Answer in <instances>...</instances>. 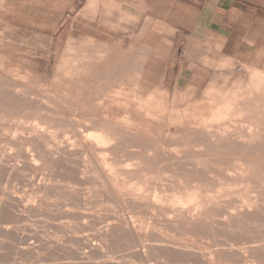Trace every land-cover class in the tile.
<instances>
[{
	"label": "rangeland",
	"instance_id": "374dc122",
	"mask_svg": "<svg viewBox=\"0 0 264 264\" xmlns=\"http://www.w3.org/2000/svg\"><path fill=\"white\" fill-rule=\"evenodd\" d=\"M23 1L0 0V84L3 83L0 85V92L2 93H0V130L3 128L0 131V206L2 207L0 208V214L2 213L0 215V223L2 224H0V248L3 247L0 250V264H259V262L264 264L262 263L264 259H254L255 254L264 251L261 249L262 238H264V219L262 217L245 224L231 238L251 245V248L242 249L238 253L225 249L221 244L215 247L211 238L207 241L208 237H197L187 227H180L182 231L174 226L167 228L166 226L169 223L166 221V216L168 215L153 210V207L149 204L153 198L152 196L158 193V190L163 189L164 186L165 190L176 188L183 191L184 188L189 190L199 185L203 194L206 193L207 196L211 195L213 198L220 195L217 193L220 186L225 187L227 191L220 195L219 200L216 198L218 202L222 199L223 203L222 201L219 203V207L222 208H227V205L232 204L234 200L239 199L241 196L245 197L247 194L248 196L256 195L264 198L263 176L255 173L252 179L253 182H242L238 180L239 178H235L236 180L232 182L228 177L230 174L234 175L232 169L236 163H239L241 154L239 146L243 139H255L256 142L252 145L259 149L257 153H260L259 155L263 156L264 160V57L260 59L253 58L248 63L234 64L225 59L220 61L210 55L208 57L195 55L199 62L196 64L189 63L186 62L185 56L179 57L176 54L181 48V42L176 41V46L172 49V55L167 56V48L157 51V49H150L145 46H136L134 45L135 41L121 40L118 32L99 30L90 33L85 30V34L78 33L71 26L70 17H65L58 24L47 25L42 22L45 18L35 14V10L32 12L29 8L24 7ZM63 20L66 22H63ZM87 32L89 36H87ZM131 41L132 43L129 45ZM156 52H159V54L156 55ZM87 56L90 58H85ZM79 60L80 62H78ZM68 74H70V80ZM257 83L260 84L257 85ZM129 90H132V92L130 91L131 95L128 93ZM116 91L118 92L115 94ZM111 93L116 96L111 95ZM1 97H3L2 100ZM133 98H135V101ZM28 99L30 100L28 101ZM224 99L226 100L222 102ZM85 100L86 103L83 102ZM121 100L126 103L123 104ZM6 101H9V103ZM141 101L146 105H142ZM216 102H220V105ZM107 103H110V105ZM27 104L32 105L31 108ZM25 105L28 106L27 109H25ZM139 106L142 108L140 109ZM153 106H156V109ZM211 106L212 110L210 109ZM20 107L21 109H19ZM24 110L27 111L24 112ZM234 110L235 113H233ZM128 111L129 113H127ZM34 112L36 113L34 114ZM118 112H121V114ZM236 113L240 114L236 116ZM231 115L232 118H230ZM121 117H123V120ZM64 119L66 122L63 121ZM21 121H24V123ZM248 123L250 126L247 127ZM131 124L132 126H130ZM220 124L224 126V129H221ZM91 126H95L98 131ZM42 127L44 129H41ZM90 128L92 129L89 130ZM100 128L102 130H99ZM220 129L223 131H220ZM173 131L174 133H172ZM223 132L224 136L222 135ZM249 132L255 135L249 134ZM96 133L101 137L106 134L109 141L106 140L104 143L100 139L97 140L98 135ZM215 134L232 140L229 143H220L221 147H218V145L215 147L216 145L211 141L214 139ZM187 138L189 142H187ZM12 140L16 141L9 142ZM48 142H51V145H47ZM101 142L107 144L103 145ZM25 144L26 146H23ZM170 145L177 148L172 149V147H169ZM105 148L107 151L103 150ZM94 149H98L99 152L94 151ZM29 153L31 157H29ZM98 153L100 154L98 155ZM39 155L41 158H39ZM34 156L37 160L34 159ZM252 159L255 160L256 158L253 157ZM107 161L115 168L112 174L107 171L109 169ZM100 162H103V164ZM68 176H71V179ZM42 178L45 179L44 182ZM122 178L124 179L122 180ZM132 180L134 182L136 180L135 183H138L139 189H137L138 185L135 186ZM65 181H68L70 185ZM123 181L124 185L127 183L126 188ZM127 181L133 184H129L130 182ZM73 182L75 183L73 184ZM75 184L78 185L74 186ZM235 184L240 185L236 186ZM9 185L12 186L11 189ZM70 186L75 188H72L69 193ZM217 186L219 189H217ZM248 186L253 190H249ZM77 187L79 188L77 189ZM20 188L22 189L20 190ZM42 188H45L44 191H46L43 195H41ZM108 188L109 190H107ZM74 190H77L78 194ZM214 190L216 191L214 192ZM62 191H66V194ZM89 191L91 198L89 195L86 197ZM238 191L242 192L238 194ZM2 192L11 194V197L9 195L8 197L6 193L3 195ZM72 192L77 194L74 195L76 202L84 201V195V199L86 198L87 201L82 202L83 204L80 202V207L77 208L78 205L75 206L76 202L72 199L73 195H70V198L74 204L70 202L69 194H73ZM82 192L84 194L81 196ZM168 192H165V194H168ZM16 193H20L21 195H18L22 199L16 198ZM45 193L49 194L48 197ZM54 194H56L55 197H52L51 195ZM60 194L63 198L67 195L68 198H64V200L66 198L67 200L63 202V198L58 199L59 197L56 196ZM78 195L81 196L82 200L75 198L79 197ZM39 196L43 197L40 198ZM144 196L146 200H140ZM38 197L41 201L37 203L35 200H39ZM42 198H45L44 201ZM49 198L56 199L55 201L59 205H57V202L49 200ZM7 199L11 201L9 202ZM68 199L70 200L68 201ZM48 201L49 203L52 202V205ZM112 201L113 203H111ZM140 201L144 205H141ZM60 202H62L61 204L64 203V206ZM90 202H93V205ZM39 203H44V205L40 204V206ZM109 203L112 205L110 204V206ZM86 204L91 206L88 207ZM134 204L140 210L136 206L134 207ZM54 205L60 207L59 210L58 208L55 210ZM23 206H28L30 209L25 211ZM53 206L54 210L52 209ZM86 207L88 208L84 212L88 215L83 212V208ZM99 207L101 210L98 209ZM68 208L70 209L68 210ZM135 208L141 214L140 217H138L140 214L135 213ZM133 211L135 213L133 216L137 215L135 218L131 215ZM152 214L156 216L150 217ZM113 218L114 221L116 219V222L112 220ZM131 218L133 219L131 220ZM1 219L4 220V223ZM134 222H136L135 225ZM140 222H143V225ZM158 225L160 228H158ZM55 226L59 227L56 228ZM165 228L167 229L165 230ZM171 232H174L173 236H171ZM102 233L104 234L102 235ZM186 233L191 235L187 236ZM238 234H240V237ZM75 236L77 238L74 239ZM11 238L14 241L16 240L13 246L10 243L12 242ZM77 242L79 243L77 244ZM23 243L27 248L24 251L19 249ZM108 248L109 250H107ZM209 254L211 258H209ZM57 255L60 256H58L60 259L56 257Z\"/></svg>",
	"mask_w": 264,
	"mask_h": 264
},
{
	"label": "crops",
	"instance_id": "0c3cea01",
	"mask_svg": "<svg viewBox=\"0 0 264 264\" xmlns=\"http://www.w3.org/2000/svg\"><path fill=\"white\" fill-rule=\"evenodd\" d=\"M23 4L45 18L42 22L47 25L70 17L78 33L118 32L121 40L135 41L136 46L167 48V56L176 41L181 42L176 54L189 63L199 62L195 55L234 64L264 57V0H24Z\"/></svg>",
	"mask_w": 264,
	"mask_h": 264
},
{
	"label": "bare ground",
	"instance_id": "6f19581e",
	"mask_svg": "<svg viewBox=\"0 0 264 264\" xmlns=\"http://www.w3.org/2000/svg\"><path fill=\"white\" fill-rule=\"evenodd\" d=\"M68 43H69V40H68ZM70 45V44H69ZM86 56V55H85ZM85 58H88V56L87 57H85ZM90 58V57H89ZM88 58V59H89ZM102 58V57H101ZM104 60H105V58H104ZM78 62H80V60L78 61ZM82 62V61H81ZM105 63V62H104ZM77 64V63H76ZM83 64V63H82ZM74 65H75V63H74ZM80 65H81V63H80ZM73 67V66H72ZM71 67V68H72ZM82 67V66H81ZM80 67V68H81ZM77 68V67H76ZM85 68V67H84ZM70 69V68H69ZM67 70H68V67H67ZM76 70V69H75ZM83 70V69H82ZM84 70H86V69H84ZM88 70V69H87ZM125 70V69H124ZM8 71V70H7ZM66 71V70H65ZM78 71V70H77ZM101 71H103V69H101ZM82 72V71H81ZM80 72V73H81ZM88 72V71H87ZM257 72V71H256ZM260 73V72H259ZM71 74V73H70ZM70 74H68V76L70 75ZM74 74V73H73ZM76 74H78L77 72H76ZM85 74V73H84ZM13 75V74H12ZM17 76H19V75H17ZM22 76V75H21ZM67 76V75H66ZM67 76V77H68ZM73 76V75H72ZM71 76V77H72ZM77 76H79V75H77ZM102 76V75H101ZM4 77V76H3ZM24 77V76H23ZM26 77V76H25ZM73 77H76V76H73ZM81 77V76H80ZM88 77V76H87ZM114 77V76H113ZM69 78V80L71 79L70 78V76L68 77ZM1 79V78H0ZM9 80V79H8ZM88 80V79H87ZM12 81V80H11ZM83 81V80H82ZM249 81V80H248ZM257 81H258V79H257ZM80 82V81H79ZM260 82V81H259ZM83 83H84V81H83ZM261 83V82H260ZM259 83V84H260ZM1 84H3L2 82H1ZM0 84V85H1ZM6 84V83H5ZM14 84V83H13ZM258 83H257V85H259ZM11 85V84H10ZM78 85V84H77ZM84 85V84H83ZM122 85V84H121ZM17 86V85H16ZM21 86V85H20ZM82 86V85H81ZM85 86H87V85H85ZM1 87V86H0ZM24 87V86H23ZM237 88V87H236ZM3 89V88H2ZM30 89V88H29ZM5 90V89H4ZM24 90V89H23ZM32 90V89H31ZM34 91V90H33ZM105 91V90H104ZM114 91V90H113ZM119 91V90H118ZM118 91H116V92H114L115 94L118 92ZM132 92V90H129V94L131 95V92ZM212 91V90H211ZM110 92V91H109ZM122 92V91H121ZM232 92V91H231ZM235 92H237V91H235ZM234 92V93H235ZM250 92V91H249ZM1 93V92H0ZM35 93H37V92H35ZM124 93V92H123ZM2 94V93H1ZM5 94V93H4ZM33 94V93H32ZM120 94H122V93H120ZM219 94V93H218ZM38 95V94H37ZM111 95H113L112 93H111ZM111 95H110V97H111ZM127 95V94H126ZM139 94L137 93V96H138ZM2 96V95H1ZM113 96H116V95H113ZM117 96H119L118 94H117ZM136 95H135V98L137 97ZM125 97V96H124ZM220 97V96H219ZM5 98V97H4ZM10 98V97H9ZM12 98V97H11ZM35 98V97H34ZM65 98H66V96H65ZM68 98V97H67ZM113 98V97H112ZM130 98H132V97H130ZM129 98V99H130ZM135 98H133V100L135 99ZM3 99V97H1V100ZM71 99V98H70ZM74 99V98H73ZM72 99V100H73ZM110 99V98H109ZM118 99V98H117ZM127 100H128V98H126ZM137 99V98H136ZM220 99H221V97H220ZM14 100V99H13ZM16 100V99H15ZM30 99H28V101H29ZM43 100V99H42ZM112 100V99H111ZM146 100V99H145ZM165 100V99H164ZM226 99H224V100H222V102L223 101H225ZM238 100V99H237ZM40 101V100H39ZM44 101V100H43ZM107 101H108V99H107ZM116 101V100H115ZM115 101H113V102H115ZM120 101V100H119ZM123 100H121V102H122ZM135 101V100H134ZM138 101H139V99H138ZM143 101V100H142ZM141 101V102H142ZM2 102V101H1ZM7 103H9V101H6ZM17 102V101H16ZM24 102V101H23ZM22 102V103H23ZM37 102V101H36ZM83 102H85L86 103V100L85 101H83ZM117 102V101H116ZM137 102V101H136ZM140 102V103H141ZM146 102V101H145ZM28 103V102H27ZM71 103V102H70ZM73 103V102H72ZM123 103V102H122ZM121 103V104H122ZM124 103H126L125 101H124ZM123 103V104H124ZM128 103H129V101H128ZM127 103V104H128ZM133 103V102H132ZM139 103V102H138ZM138 103H137V105H138ZM147 103V102H146ZM216 103H219V105H220V102H216ZM216 103H215V105H216ZM262 103V102H261ZM260 103V104H261ZM4 104V103H3ZM38 104H41V103H38ZM107 104H109L110 105V103H107ZM120 104V105H121ZM127 104H125V105H127ZM131 104V103H130ZM225 104V103H224ZM229 104V103H228ZM10 106H11V104H9ZM17 105V104H16ZM15 105V106H16ZM28 105V104H27ZM46 105V104H45ZM119 105V104H118ZM136 105V106H137ZM140 105V104H139ZM142 105H146L145 103L143 104V102H142ZM157 105V104H156ZM211 105V104H210ZM215 105H212V106H215ZM226 105V104H225ZM28 106H30V108H31V106L32 105H28ZM28 106H24L25 107V109H27L26 107H28ZM71 106V105H70ZM106 107H110V106H107V105H105ZM111 106L113 107V105L111 104ZM122 106V105H121ZM131 106V105H130ZM149 106H150V104H149ZM148 106V108H150ZM212 106L210 107V109L212 110ZM236 106H237V104H236ZM239 106V105H238ZM260 106V105H259ZM22 107V106H21ZM21 107L19 108V109H21ZM42 108H43V106H41ZM115 107H116V105L114 106V109H115ZM124 107V106H123ZM134 107H135V104H134ZM154 107V106H153ZM153 107H152V109H153ZM164 107V106H163ZM218 107V106H217ZM264 107V106H263ZM34 108V107H33ZM38 108V107H37ZM36 108V109H37ZM98 108H100V107H98ZM105 108V107H104ZM111 108V107H110ZM109 108V109H110ZM132 108V107H131ZM136 108V107H135ZM139 108L141 109L142 107H140L139 106ZM40 109V108H39ZM107 109V108H106ZM154 109H156V106L154 107ZM159 109V108H158ZM157 109V110H158ZM29 110V109H28ZM46 110V109H45ZM95 110H97V109H95ZM116 110H118V109H116ZM120 110V109H119ZM123 110H125V108H123ZM127 110H129V109H127ZM126 110V111H127ZM132 110H133V108H132ZM135 110V109H134ZM211 110H209V111H211ZM25 111H27V110H24V112ZM115 111V110H114ZM131 111V110H130ZM29 112V111H28ZM40 112V111H39ZM63 112V111H62ZM108 112V111H107ZM113 112V111H112ZM117 112V111H116ZM213 112V111H212ZM237 112V111H236ZM239 112V111H238ZM23 113V112H22ZM36 112H34V114H35ZM41 113V112H40ZM88 113V112H87ZM106 113V112H105ZM118 113H120L121 114V112H118ZM126 113V112H125ZM127 113H129V111L127 112ZM126 113V114H127ZM133 113V112H132ZM136 113V112H135ZM141 113V112H140ZM139 113V114H140ZM233 113H235V110H234V112ZM240 113H242V112H240ZM240 113H238V114H240ZM24 114V113H23ZM29 114V113H28ZM32 114V113H31ZM108 114V113H107ZM125 114V115H126ZM238 114L236 113V116H238ZM249 114V113H248ZM27 115V114H26ZM30 115V114H29ZM37 115H39V114H37ZM65 115V114H64ZM113 115V114H112ZM123 115V114H122ZM124 115V116H125ZM5 116V115H4ZM19 116H22V115H19ZM24 116H25V114H24ZM41 116V115H40ZM66 116V115H65ZM73 116V115H72ZM104 116H105V114H104ZM121 116V115H120ZM258 116H259V114H258ZM36 117V116H35ZM34 117V118H35ZM39 117V116H38ZM115 117V116H114ZM128 117V116H127ZM150 117V116H149ZM257 117V116H256ZM21 118V117H20ZM19 118V119H20ZM48 118V117H47ZM123 117H121V119H122ZM151 118V117H150ZM230 118H232V115H231V117ZM258 118V117H257ZM259 118H260V116H259ZM4 119V118H3ZM27 119V118H26ZM32 119V118H31ZM90 119V118H89ZM88 119V120H89ZM95 119V118H94ZM115 119V118H114ZM120 119V118H119ZM120 119V120H121ZM125 119V118H124ZM137 119V118H136ZM141 119H142V117H141ZM140 119V120H141ZM203 119V118H202ZM225 119V118H224ZM238 119V118H237ZM18 120V119H17ZM23 120V119H22ZM30 120V119H29ZM91 120V119H90ZM100 120V119H99ZM116 120H117V118H116ZM123 120V119H122ZM127 120V119H126ZM133 120V119H132ZM32 121V120H31ZM34 121V120H33ZM42 121V120H41ZM63 121H65V119L63 120ZM92 121V120H91ZM95 121V120H94ZM104 121V120H103ZM117 121H119V120H117ZM130 121H131V119H130ZM231 121V120H230ZM240 121V120H239ZM255 122H256V120H254ZM264 121V120H263ZM22 122V121H21ZM39 122V121H38ZM66 122V121H65ZM87 122V121H86ZM85 122V123H86ZM121 122H125V121H121ZM120 122V123H121ZM128 122V121H127ZM140 122H142V121H140ZM158 122V121H157ZM254 122V123H255ZM22 123H24V121L22 122ZM88 123V122H87ZM91 123V122H90ZM94 123V122H93ZM107 123V122H106ZM136 123V122H135ZM138 123H139V121H138ZM171 123V122H170ZM207 123V122H206ZM245 123V122H244ZM34 124V123H33ZM40 124V123H39ZM44 124V123H43ZM43 124H41V125H43ZM60 124V123H59ZM75 124V123H74ZM80 124V123H79ZM78 124V126H80ZM89 124V123H88ZM95 124V123H94ZM134 124V123H133ZM150 124V123H149ZM211 124V123H210ZM218 124V123H217ZM223 124V123H222ZM228 124V123H227ZM249 124V123H248ZM247 124V127L248 126H250V124L248 125ZM260 124V123H259ZM3 125V124H2ZM21 125V124H20ZM46 125V124H45ZM77 125V124H76ZM85 125V124H84ZM151 125V124H150ZM221 125V124H220ZM225 125V124H224ZM238 125V124H237ZM252 125V124H251ZM7 126H9V125H7ZM39 126V125H38ZM55 126V125H54ZM74 126V125H73ZM87 126V125H86ZM96 126V125H95ZM95 126H91V127H95ZM129 126V125H128ZM130 126H132V124L130 125ZM144 126V125H143ZM208 127H209V125H207ZM217 126V125H216ZM222 126V125H221ZM226 126V125H225ZM51 127V126H50ZM98 127H100V126H98ZM146 127H148L147 125H146ZM150 127V126H149ZM208 127H207V130H208ZM224 126H222L221 127V129L223 128ZM228 127V126H227ZM5 128V127H4ZM102 128V127H101ZM99 129V130H102V129ZM133 128H135L134 126H133ZM213 128H215V127H213ZM229 128V127H228ZM251 128V127H250ZM1 129V128H0ZM7 129V128H6ZM5 129V130H6ZM10 129H11V127H10ZM33 129V128H32ZM41 129H44L43 127L41 128ZM57 129V128H56ZM66 129V128H65ZM92 128H90L89 130H91ZM95 129H96V127H95ZM95 129H93V130H95ZM137 129V128H136ZM218 129V128H217ZM217 129H216V131H217ZM220 129V131H223V130H221ZM224 129V128H223ZM225 129H227V128H225ZM249 129V128H248ZM256 129H257V127H256ZM2 130H3V128H2ZM2 130H0V131H2ZM15 130H16V127H15ZM18 130V129H17ZM46 130V129H45ZM88 130V129H87ZM88 130V132L90 133V131ZM92 130V131H93ZM97 130V129H96ZM95 130V131H96ZM139 130H141L140 128H139ZM169 130V129H168ZM179 130V129H178ZM230 130V129H229ZM26 131H28V130H26ZM30 131V130H29ZM42 131V130H41ZM76 131V130H75ZM83 131H85V130H83ZM91 131V132H92ZM94 131V132H95ZM98 131V130H97ZM141 131H143V130H141ZM149 131V130H148ZM152 131V130H151ZM157 131V130H156ZM184 131V130H183ZM247 131V130H246ZM250 131H251V129H250ZM38 132V131H37ZM46 132H48V131H46ZM104 132V131H103ZM182 132V131H181ZM224 132H227V131H224ZM224 132L222 133V135L224 134ZM252 132V131H251ZM251 132H249V134H253V133H251ZM7 133V132H6ZM23 133V132H22ZM84 133V132H83ZM93 133V132H92ZM172 133H174V131L172 132ZM215 133V132H214ZM233 133V132H232ZM20 134V133H19ZM46 134V133H45ZM51 134V133H50ZM82 134V133H81ZM86 134H88V133H86ZM95 134V133H94ZM97 134V133H96ZM100 134V133H99ZM137 134H138V132H137ZM171 134V133H170ZM220 134V133H219ZM219 134H215L214 135V139H212L211 141L214 143V145H216L215 147H217V145H218V147H221V144L220 143H222V142H227V143H229L230 142V140H232V139H226V138H224L223 136L225 135H219ZM226 134H228V133H226ZM230 134V133H229ZM236 134V133H235ZM10 135H12V134H10ZM74 135V134H73ZM78 135V134H77ZM88 135H90V134H88ZM98 135V134H97ZM141 135V134H140ZM167 135V134H166ZM232 135V134H231ZM253 135H255V134H253ZM253 135H250V136H253ZM2 136H3V134H2ZM1 136V137H2ZM16 136H17V134H16ZM20 136V135H19ZM86 136V135H85ZM84 136V137H85ZM92 136H93V134H92ZM155 136V135H154ZM170 136H172V135H170ZM233 136V135H232ZM235 136V135H234ZM13 137V136H12ZM26 137V136H25ZM28 137V136H27ZM76 137V136H75ZM255 137V136H254ZM259 137V136H258ZM11 138V137H10ZM10 138H8V139H10ZM21 138H22V136H21ZM38 138V137H37ZM50 138V137H49ZM233 138V137H232ZM236 138V137H235ZM234 138V139H235ZM257 138V137H256ZM12 139V138H11ZM27 139V138H26ZM98 139H100L102 142H104V141H106V140H108V136L105 134V135H103V137H101V135H98L97 136V140ZM17 140V139H16ZM16 140H12V141H9V142H15ZM20 140V139H19ZM41 140V139H40ZM55 140V139H54ZM53 140V141H54ZM242 140V139H241ZM3 141V140H2ZM18 141V140H17ZM39 141V140H38ZM109 141V140H108ZM101 142V143H102ZM187 142H189L188 141V138H187ZM209 142V141H208ZM233 142V141H232ZM256 142V140L255 139H243V141H241L240 142V146H239V149H240V157H239V163L237 164L236 163V165L234 166V168L232 169L233 171H234V175H229L228 177H229V179L230 180H232V182H234L233 180H236L235 178H239L238 180H240V181H242V182H253L252 181V179H253V177H254V174L255 173H257V175H260V176H263L264 177V160H263V156H261V155H259L257 152H259V149L258 148H256V147H254L252 144L253 143H255ZM26 143V142H25ZM51 143V142H50ZM49 142L47 143V145L48 144H50ZM69 143V142H68ZM99 143V142H98ZM105 143V142H104ZM104 143H102L103 145H106V144H104ZM17 144V143H16ZM186 144V143H185ZM189 144V143H188ZM29 145V144H28ZM51 145V144H50ZM99 145V144H98ZM231 145H233V144H231ZM23 146H26V144L25 145H23ZM41 146V145H40ZM184 146V145H183ZM69 147V146H68ZM71 147V146H70ZM168 147V146H167ZM169 147H172V149H174L176 146H174V148H173V146L172 145H170ZM236 147V146H235ZM11 148H12V146H11ZM28 148H29V146H28ZM177 148V147H176ZM190 148V147H189ZM230 148H231V146H230ZM26 149V148H25ZM50 149V148H49ZM109 149V148H108ZM219 149V148H218ZM238 149V148H237ZM11 150V149H10ZM103 150H106L107 151V149L105 148V149H103ZM170 150V149H169ZM48 151V150H47ZM93 151V150H92ZM94 151H98V149L96 150V149H94ZM105 151V152H106ZM110 151V150H109ZM43 152V151H42ZM49 152V151H48ZM99 152V151H98ZM103 152V151H102ZM84 154V153H83ZM100 153H98V155H99ZM102 154V153H101ZM107 155H108V153H106ZM111 154V153H110ZM31 154L29 153V157H31L30 156ZM38 155V154H37ZM96 155V154H95ZM94 155V156H95ZM104 155H105V153H104ZM133 155V154H132ZM36 156V155H35ZM35 156H34V159H36L35 158ZM40 156V155H39ZM63 156V155H62ZM83 156V155H82ZM81 156V157H82ZM109 157H110V155H108ZM108 156H106V157H108ZM77 157V156H76ZM85 157V156H84ZM99 157H102V156H99ZM105 157V156H104ZM253 157H255L256 159L254 160V159H252ZM39 158H41V156L39 157ZM130 158V157H129ZM141 158V157H140ZM34 159H32V160H34ZM101 159V158H100ZM103 159V158H102ZM105 159V158H104ZM145 159V158H144ZM186 160H187V158H185ZM190 159V158H189ZM37 160V159H36ZM89 160V159H88ZM137 160V159H136ZM149 160V159H148ZM15 161V160H14ZM100 161V160H99ZM182 161V160H181ZM190 161H191V159H190ZM63 162V161H62ZM105 162V161H104ZM108 162V161H107ZM111 162V161H110ZM126 162V161H125ZM127 162H129V161H127ZM10 163V162H9ZM12 163V162H11ZM35 163V162H34ZM101 163V162H100ZM114 163V162H113ZM165 163V162H164ZM227 163V162H226ZM41 164V163H40ZM101 164H103V162L101 163ZM107 164H109V169H107V171H108V173L109 174H112L113 172H114V167H112V165L108 162ZM12 165V164H11ZM120 165V164H119ZM126 166H127V163L125 164ZM125 165H123V166H125ZM225 165V164H224ZM44 166V165H43ZM51 166V165H50ZM104 166H108V165H104ZM226 166V165H225ZM98 167V166H97ZM103 167V166H102ZM195 167V166H194ZM26 168V167H25ZM37 169H38V167H37ZM119 169V168H118ZM217 169V168H216ZM231 169V168H230ZM24 170V169H23ZM35 170V169H34ZM81 170V169H80ZM27 171V170H26ZM64 171V170H63ZM66 171V170H65ZM226 171H228V170H226ZM41 172H43V171H41ZM117 172V171H116ZM140 172V171H139ZM229 172V171H228ZM187 173V172H186ZM223 173V172H222ZM225 173V172H224ZM27 174H29V173H27ZM37 174H39V173H37ZM42 174V173H41ZM65 174V173H64ZM129 174V173H128ZM221 174V173H220ZM26 175V174H25ZM86 175V174H85ZM211 175V174H210ZM224 175V174H223ZM226 175V174H225ZM13 176V175H12ZM94 176V175H93ZM123 176V175H122ZM126 176V175H125ZM212 176V175H211ZM23 177V176H22ZM69 178L71 177V176H68ZM81 177H83V176H81ZM111 177V176H110ZM127 178H128V176H126ZM227 177V176H226ZM61 178V177H60ZM119 178V177H118ZM125 178V177H124ZM124 178H122V180L124 179ZM130 178V177H129ZM225 178V177H224ZM224 178H222V179H224ZM17 179V178H16ZM43 179V178H42ZM71 179V178H70ZM69 179V180H70ZM262 179V178H261ZM19 180H20V178H19ZM44 180L45 179H43V182H44ZM98 180V179H97ZM101 180V179H100ZM110 180H111V178H110ZM129 180V179H128ZM144 180V179H143ZM152 180V179H151ZM218 180V179H217ZM116 181L118 182V180L116 179ZM119 181L120 182H122L120 179H119ZM133 181V180H132ZM147 181V180H146ZM222 181V180H221ZM38 182H40V181H38ZM37 182V183H38ZM42 182V181H41ZM40 182V183H41ZM50 182V181H49ZM54 182V181H53ZM65 182H68V181H65ZM126 182V181H125ZM128 182V181H127ZM130 182V181H129ZM128 182V183H129ZM135 182H136V180H135ZM134 181H133V183H134V185L136 186V185H138V183L136 184ZM144 182V181H143ZM230 182V181H229ZM228 182V183H229ZM58 183H59V181H58ZM69 183V182H68ZM75 182H73V184H74ZM89 183H90V181H89ZM99 183V182H98ZM102 183V182H101ZM132 182H130L129 184H131ZM132 183V184H133ZM159 183H160V181H159ZM195 183V182H194ZM50 184H52V183H50ZM104 184V183H103ZM116 184V183H115ZM126 185H124V181H123V185H124V187L125 186H127V183H125ZM129 184H128V186H129ZM144 184V183H143ZM240 184H242V183H240ZM239 184V185H240ZM246 184V183H245ZM249 184H252V183H249ZM262 184V183H261ZM37 185V184H36ZM53 185V184H52ZM55 185H57V184H55ZM69 185H70V183H69ZM68 185V186H69ZM76 185H78V184H75L74 186H76ZM85 186H86V184H84ZM149 185V184H148ZM169 185V184H168ZM185 185V184H184ZM230 185V184H229ZM236 185V184H235ZM239 185H236V186H239ZM243 185V184H242ZM4 186V185H3ZM10 186V185H9ZM9 186H8V188H9ZM73 186V185H72ZM116 186V185H115ZM120 186V185H119ZM118 186V187H119ZM131 186H133V185H131ZM130 186V187H131ZM134 186V187H135ZM223 186V185H222ZM234 186V185H233ZM232 186V187H233ZM11 187L12 186H10V189H11ZM31 187V186H30ZM39 187V186H38ZM45 187V186H44ZM51 187V186H50ZM80 187V186H79ZM79 187H77V189L79 188ZM121 187V186H120ZM123 187V186H122ZM138 188L137 189H139V185L137 186ZM144 187V186H143ZM165 187V186H164ZM164 187H163V189H160V190H158V193H155L152 197V200L149 202V204L153 207V210H157V211H160L161 213H164V214H167L168 216H166V221L169 223L168 224V226H166L167 228H171L172 226H174V227H176V228H179L180 230H181V228L180 227H187L188 229H190V231H191V233H193V234H195L197 237H208V239L207 238H204V239H207V241L209 240V238H211V240H212V242L214 243V246L215 247H218L220 244H221V246H223L225 249H227V250H229V251H235V252H238V253H240V251L242 250V249H245V248H251V245H249V244H247V242H245V243H243V242H241V241H236V240H234V239H231L235 234H237L238 233V230L239 229H241V227H243V226H245V224H249L251 221H253V219H258L259 217H262L263 219H264V198H261L260 196L259 197H257L256 195H249L248 196V194H247V196H245V197H242L241 195V197L239 198V199H236V200H232L233 202H232V204H229V206L227 205V208H222V207H219V203L222 201V199L220 200V202H218V198L219 197H221L220 195H222V193L223 192H226L227 191V188H223V187H221L220 186V189H219V187L217 188V189H219L218 191H217V193L218 194H220V195H217L216 197L214 196V198L211 196H207L206 195V193H204L203 194V192H202V189L199 187V185H198V187H195V188H193V189H189V190H186L187 188H184L183 189V191H179V189H176V188H174V190L171 188L170 190H165L164 189ZM166 187H168V186H166ZM254 187V186H253ZM6 188V187H5ZM36 189H38L37 187H35ZM53 188V187H52ZM59 188V187H58ZM66 188V187H65ZM70 188L71 189H68L69 190V193L71 192L70 190H72V188H75V187H71L70 186ZM126 188V187H125ZM132 188V187H131ZM136 188V187H135ZM134 188V189H135ZM141 188V187H140ZM162 188V187H161ZM178 188V187H177ZM202 188H203V186H202ZM230 188V187H229ZM245 188V187H244ZM248 188H249V186H248ZM258 188H259V186H258ZM13 190H14V188H12ZM22 188H20V190H21ZM30 189V188H29ZM41 189V188H40ZM45 189V188H44ZM44 189L42 188V190H43V192H42V194H41V192H39L41 195H43V193L44 192H46V191H44ZM67 189V188H66ZM85 189V188H84ZM116 189H118V188H116ZM124 189V188H123ZM123 189H121V190H123ZM128 189V188H127ZM130 189V188H129ZM216 189V190H217ZM247 189V188H246ZM250 189H252V188H249V190ZM257 189V188H256ZM8 190V189H7ZM63 190H65V189H63ZM81 190V189H80ZM87 190V189H86ZM107 190H109V188L107 189ZM118 190H120V189H118ZM117 190V191H118ZM131 190H133V189H131ZM136 190V189H135ZM156 190V189H155ZM185 190V191H184ZM206 190V189H205ZM209 190V189H208ZM216 190H214V192L216 191ZM239 190V189H238ZM248 190V191H249ZM253 190V189H252ZM251 190V191H252ZM261 190V189H260ZM2 191V190H1ZM18 191V190H17ZM37 191V190H36ZM53 191V190H52ZM74 191H76V193H77V190H74ZM128 191V190H127ZM169 191V192H168ZM172 191V192H171ZM177 191V192H176ZM246 191V190H245ZM258 191V190H257ZM256 191V192H257ZM19 192V191H18ZM31 192H33V191H31ZM59 192V191H58ZM63 192V191H62ZM65 192V194H66V191H64ZM63 192V193H64ZM84 192V191H83ZM82 192V194H81V196L84 194ZM86 192V191H85ZM133 192H134V190H133ZM136 192H137V190H136ZM139 192V191H138ZM147 193H148V191H146ZM157 192V191H156ZM165 192H168V194H165ZM207 192V191H206ZM230 192H232L231 190H230ZM234 192V191H233ZM242 192V191H238V194H240V193ZM250 192V191H249ZM259 192V191H258ZM1 193V192H0ZM3 193V192H2ZM6 193V192H5ZM5 193H3V195L5 194ZM34 194H35V192H33ZM32 193V194H33ZM62 193V194H63ZM73 193V192H72ZM76 193H73V194H69V198L71 197L70 195H73L72 196V199L74 200V195H77ZM118 193H120V192H118ZM143 193V192H142ZM208 193V192H207ZM211 193V192H210ZM236 193V192H235ZM243 193H245V192H243ZM253 193V192H252ZM251 193V194H252ZM260 193V192H259ZM7 194V193H6ZM17 194V193H16ZM18 194H20V193H18ZM17 194V196H16V198L18 197L19 199L21 198L22 199V197H19V195ZM31 194V193H30ZM29 194V195H30ZM33 194V195H34ZM46 194V193H45ZM44 194V195H45ZM62 194H60L59 196H56L58 199H60V198H63L62 197ZM64 194V195H65ZM90 194V191H89V193H87L86 194V197H87V195H89ZM95 194V193H94ZM93 194V195H94ZM133 194H135V193H133ZM132 194V195H133ZM214 194H216V193H214ZM224 194V193H223ZM232 194V193H231ZM9 195V193L7 194V196ZM21 195V194H20ZM47 195V194H46ZM46 195H45V197H46ZM49 195V194H48ZM48 195H47V197H48ZM55 195L56 194H54V195H51L52 197L54 196L55 197ZM92 195V196H93ZM95 195H97V194H95ZM136 195V194H135ZM213 195V194H212ZM243 195V194H242ZM1 196V195H0ZM10 197H11V194L9 195ZM8 196V197H9ZM32 196V195H31ZM30 196V197H31ZM61 196V197H60ZM79 196V195H78ZM81 196H79V197H75V198H77V199H80V200H82L80 197ZM102 197H103V195H101ZM119 196V195H118ZM121 196H123V195H121ZM126 196V195H125ZM231 196V195H230ZM233 196H234V193H233ZM238 196V195H237ZM236 196V197H237ZM28 197V196H27ZM34 197V196H33ZM40 198L41 197H43V196H39ZM38 197V198H39ZM47 197H46V199H47ZM50 197V196H49ZM65 197H67V195H65ZM64 197V198H65ZM84 197H85V195H84ZM84 197H83V200L84 201H80L81 202V204H83L82 202H84L85 203V201H87V199L85 198L84 199ZM89 197H90V195H89ZM96 197V196H95ZM101 197V198H102ZM148 197V196H147ZM228 196L226 195V198H227ZM1 198V197H0ZM32 198V197H31ZM36 198V197H35ZM35 198H33V199H35ZM37 198V199H38ZM40 198H39V200H35L37 203H38V201H41L40 200ZM64 198H63V202L65 201V200H67V198L64 200ZM91 198V197H90ZM90 198H88V199H90ZM93 198V197H92ZM120 198V197H119ZM123 198V197H122ZM136 198H137V196H136ZM218 200H217V199ZM225 198V199H226ZM5 199V198H4ZM28 199V198H27ZM45 199V198H44ZM44 199L42 198V200L44 201ZM51 198H49V200H50ZM55 199V198H54ZM71 199V198H70ZM70 199H68V201L70 200ZM72 199H71V201L70 202H72ZM76 199V200H77ZM94 199V198H93ZM139 199V198H138ZM142 199V201L143 200H146V198H145V196L143 197V198H140V200ZM233 199V198H232ZM235 199V198H234ZM2 201H3V199H1ZM8 200V199H7ZM29 200V199H28ZM53 199H51V201H52ZM56 200V199H55ZM55 200H53L54 202H57V201H55ZM90 200H92V199H90ZM96 200H98L97 198H96ZM148 200V199H147ZM9 202L11 201V200H8ZM8 201H6V202H8ZM13 201V200H12ZM31 201V200H30ZM34 201V200H33ZM33 201H32V203H33ZM42 201V202H43ZM60 201H62V200H60ZM79 201V200H78ZM93 201V200H92ZM103 201H105V200H103ZM108 201V200H107ZM107 201H106V203H107ZM138 201V200H137ZM20 202H21V200H20ZM53 202V203H54ZM70 202H69V204H70ZM74 202H76L75 200H74ZM80 202L78 203V202H76L74 205L75 206H77V208L78 207H80L79 206V204H80ZM89 202V201H88ZM94 202V201H93ZM92 202V203H93ZM96 202V201H95ZM110 202V201H109ZM231 202V201H230ZM3 203V202H2ZM22 203V202H21ZM24 203V202H23ZM46 203V202H45ZM48 203H49V201H48ZM58 203V202H57ZM62 202H60V204H61ZM65 203H67V202H65ZM78 203V204H77ZM91 203V202H90ZM91 203V205H93ZM102 203V202H101ZM111 203H113V201L111 202ZM111 203H109V205L111 204ZM140 204H141V201L139 202ZM144 203V202H143ZM222 203H223V201H222ZM8 204V203H7ZM41 203H39V205H40ZM43 205H44V203H42ZM41 204V205H42ZM47 204V203H46ZM46 204H45V206H46ZM49 204H51L52 205V202H50ZM72 204V205H73ZM88 204V203H87ZM86 204V205H87ZM95 204V203H94ZM97 204V203H96ZM98 204H100V203H98ZM114 204H115V202H114ZM148 204V203H147ZM40 205V206H41ZM42 205V206H43ZM48 205V204H47ZM57 205H59V203L57 204ZM61 205H63L64 206V203L63 204H61ZM67 205V204H66ZM65 205V206H66ZM85 205V204H84ZM90 205V204H89ZM90 205V206H91ZM112 205V204H111ZM110 205V206H111ZM116 205H118V204H116ZM130 205V204H129ZM141 205H144V204H141ZM6 206V205H5ZM5 206L3 207L4 209H5ZM49 206V205H48ZM55 206V205H54ZM54 206L52 207V209L54 208ZM67 206H69V205H67ZM88 206V205H87ZM90 206H88V207H90ZM114 206V205H113ZM123 206V205H122ZM126 207H127V205H125ZM124 206V207H125ZM137 207V205H135L134 204V207ZM226 206V205H225ZM18 208H19V206H17ZM16 207V208H17ZM24 207V209H25V211L26 210H29L30 209V207H26V206H23ZM32 208H33V206H31ZM50 207V206H49ZM56 207V206H55ZM71 207H74V206H71ZM82 207V206H81ZM83 207H85V206H83ZM88 207H86V208H83L84 210H83V212L85 211V209H87ZM94 207V206H93ZM114 207H116V206H114ZM125 207V208H126ZM131 209H133L131 206H129ZM143 207V206H142ZM141 207V208H142ZM0 208H2L1 206H0ZM43 208V207H42ZM46 208V207H45ZM57 208H58V210H59V208L60 207H56V209L55 210H57ZM101 208H103V207H101ZM106 208V207H105ZM117 208V207H116ZM3 209V210H4ZM52 209H50V210H52ZM65 209V208H64ZM70 208H68V210H69ZM99 210H101L100 209V207L98 208ZM118 209V208H117ZM137 209H138V207H137ZM152 209V208H151ZM7 210H9V209H7ZM39 210V209H38ZM54 210V209H53ZM52 210V211H53ZM72 210H74V209H72ZM114 210H116V209H114ZM122 210V209H121ZM129 210V209H128ZM138 210H140V209H138ZM33 211V210H32ZM46 211H47V208H46ZM89 211L91 212V210H90V208H89ZM94 211V210H93ZM107 211V210H106ZM118 211V210H117ZM123 211V210H122ZM121 211V212H122ZM130 211V210H129ZM30 212H31V210H30ZM59 212V211H58ZM57 212V213H58ZM63 212H65L64 210H63ZM88 212V211H87ZM100 212V211H99ZM104 212V211H103ZM137 212V210H136V208H135V213ZM147 212H149V211H147ZM27 213H29V212H27ZM50 213H52V212H50ZM56 213V214H57ZM78 213H80L79 211H78ZM82 213V212H81ZM84 213H86V212H84ZM102 213V212H101ZM100 213V214H101ZM105 213V212H104ZM103 213V214H104ZM123 213V212H122ZM135 213H134V211L132 212V216H133V214L135 215ZM138 213V212H137ZM136 213V214H137ZM19 214V213H18ZM31 214H33V213H31ZM53 214V213H52ZM59 214V213H58ZM61 214V213H60ZM66 214V213H65ZM87 214V213H86ZM97 214H98V210H97ZM97 214H96V216H97ZM102 214V215H103ZM105 214H107V213H105ZM112 214V213H111ZM126 214V213H125ZM140 213H138V215H139ZM148 214V213H147ZM151 214V213H150ZM156 214V213H155ZM0 215H2V213L0 214ZM64 215V214H63ZM88 215V214H87ZM130 215V216H131ZM157 215V214H156ZM156 215H154V214H152V216H150V217H153V216H156ZM3 216H5V215H3ZM30 216H32V215H30ZM52 216H54V215H52ZM81 216V215H80ZM82 216H84L83 214H82ZM125 216V215H124ZM137 216V215H136ZM136 216H133L134 218L136 217ZM141 216V214L138 216V217H140ZM144 216H145V214H144ZM143 216V217H144ZM217 216V217H216ZM221 217V218H218V217ZM40 217H42V216H40ZM48 218H49V216H47ZM55 217V216H54ZM73 217V216H72ZM85 217V216H84ZM87 217H89V216H87ZM90 217H91V215H90ZM101 217V216H100ZM18 218V217H17ZM56 218V217H55ZM65 218H67V217H65ZM64 218V219H65ZM74 218V217H73ZM77 218V217H76ZM93 218V217H92ZM98 218V217H97ZM112 218V217H111ZM45 219H47L46 217H45ZM81 219H83V218H81ZM85 219H88V218H85ZM99 219V218H98ZM103 219H104V216H103ZM133 218H131V220H132ZM139 219V218H138ZM151 219V218H150ZM156 219V218H155ZM260 219V218H259ZM2 220V223H4L3 221V219H1ZM11 220V219H10ZM19 220V219H18ZM24 220H25V218H24ZM28 220V219H27ZM61 220V219H60ZM72 220V219H71ZM100 220V219H99ZM108 220V219H107ZM113 221H114V218L112 219ZM20 221V220H19ZM45 221V220H44ZM43 221V222H44ZM47 221V220H46ZM45 221V222H46ZM53 221H55V220H53ZM65 221V220H64ZM78 221V220H77ZM6 222V221H5ZM14 222V221H13ZM39 222V221H38ZM68 222V221H67ZM114 222H116V219H115V221ZM137 222V221H136ZM136 222H134V225H135V223ZM12 223V222H11ZM18 223V222H17ZM104 223H105V221H104ZM108 223V222H107ZM127 223V222H126ZM143 222H140V224L141 225H143L142 224ZM148 223V222H147ZM146 223V224H147ZM1 224V223H0ZM45 224H47V223H45ZM44 224V225H45ZM56 224V223H55ZM106 224V223H105ZM123 224H125V223H123ZM2 225V224H1ZM12 225V224H11ZM61 225V224H60ZM76 225V224H75ZM90 225V224H89ZM128 225V224H127ZM29 226V225H28ZM30 226H31V224H30ZM52 226V225H51ZM67 226H69L68 224H67ZM147 226H149V225H147ZM146 226V227H147ZM159 226V225H158ZM157 226V227H158ZM163 226V225H162ZM165 226V225H164ZM258 226V225H257ZM1 227V226H0ZM19 227V226H18ZM17 227V228H18ZM21 227V226H20ZM34 227V226H33ZM47 228H48V226H46ZM56 227V226H55ZM57 227H59V226H57ZM56 227V228H57ZM84 227H86V226H84ZM92 227V226H91ZM145 227V228H146ZM151 227V226H150ZM156 227V228H157ZM250 227V226H249ZM28 228V227H27ZM53 228V227H52ZM144 228V229H145ZM158 228H160V226L158 227ZM167 228H165V230L167 229ZM175 228V229H176ZM252 228V227H251ZM3 229V228H2ZM21 229V228H20ZM24 229V228H23ZM60 229V228H59ZM68 229V228H67ZM73 229V228H72ZM155 229V228H154ZM153 229V230H154ZM173 229V228H172ZM243 229V228H242ZM33 230V229H32ZM54 230H56V229H54ZM71 230V229H70ZM92 230V229H91ZM90 230V231H91ZM162 230V229H161ZM160 230V231H161ZM164 230V231H165ZM177 230V229H176ZM186 230V229H185ZM251 230V229H250ZM253 230V229H252ZM3 231V230H2ZM1 231V232H2ZM46 231V230H45ZM49 231V230H48ZM52 231H53V229H52ZM57 231V230H56ZM60 231H62V230H60ZM67 231V230H66ZM69 231V230H68ZM73 231H74V229H73ZM77 231V230H76ZM99 231V230H98ZM107 231V230H106ZM120 231V230H119ZM122 231V230H121ZM170 231H171V229H170ZM182 231V230H181ZM183 231H184V229H183ZM5 232V231H4ZM19 232V231H18ZM50 232V231H49ZM71 232H72V230H71ZM101 232H102V230H101ZM107 232H109V231H107ZM130 232V231H129ZM147 232V231H146ZM158 232V231H157ZM169 232V231H168ZM167 232V233H168ZM175 232V231H174ZM173 232V233H174ZM178 232V231H177ZM186 232V231H185ZM261 232H262V230H261ZM67 233V232H66ZM172 232L170 233L171 234V236H173L172 234H173ZM176 233V232H175ZM188 233V232H187ZM186 233V234H187ZM8 234V233H7ZM19 234V233H18ZM23 234V233H22ZM58 234V233H57ZM60 234V233H59ZM80 234V233H79ZM91 234V233H90ZM94 234V233H93ZM104 233H102V235H103ZM114 234V233H113ZM153 234V233H152ZM155 234V233H154ZM158 234V233H157ZM161 234V233H160ZM189 234V233H188ZM187 234V236H190V235H188ZM11 235V234H10ZM32 235V234H31ZM51 235V234H50ZM55 235H56V233H55ZM101 235V234H100ZM128 235V234H127ZM151 235V234H150ZM239 235V237H240V234H238ZM19 236H20V234H19ZM58 236V235H57ZM69 236V235H68ZM97 236V235H96ZM121 236V235H120ZM131 236V235H130ZM139 236V235H138ZM181 236H182V234H181ZM237 236V235H236ZM6 237V236H5ZM4 237V238H5ZM59 237V236H58ZM94 237V236H93ZM100 237V236H99ZM102 237V236H101ZM129 237V236H128ZM193 237V236H192ZM230 237V238H229ZM14 238V237H13ZM24 238V237H23ZM26 238H27V236H26ZM72 238V237H71ZM75 238H77L76 236L74 237V239ZM84 238V237H83ZM98 238V237H97ZM133 238V237H132ZM132 238H131V240H132ZM177 238V237H176ZM218 238H221V239H218ZM247 238V237H246ZM86 239V238H85ZM101 239V238H100ZM140 239V238H139ZM217 239V240H216ZM10 240H12V238L10 239ZM27 240H29V239H27ZM78 240V239H77ZM96 240V239H95ZM98 240V239H97ZM105 240V239H104ZM109 240V239H108ZM128 240V239H127ZM178 240H179V238H178ZM177 240V241H178ZM181 240H182V238H181ZM244 240H245V238H244ZM254 240V239H253ZM262 240H263V242H262V245H261V249H263L264 250V238H262ZM16 241V240H15ZM15 241L14 240H12V242H10V243H12V246H13V244L15 243ZM45 241V240H44ZM82 241V240H81ZM80 241V242H81ZM202 241V240H201ZM205 241V240H204ZM28 242V241H27ZM61 242V241H60ZM68 242V241H67ZM70 242H71V240H70ZM73 242V241H72ZM88 242H89V240H88ZM93 242V241H92ZM103 242V241H102ZM206 242V241H205ZM210 242V241H209ZM209 242H207V243H209ZM258 242V241H257ZM261 242V241H260ZM20 243V242H19ZM76 243V242H75ZM79 242H77V244H78ZM145 243H147V242H145ZM184 243V242H183ZM203 243V242H202ZM202 243H200V244H202ZM206 243V244H207ZM3 244V243H2ZM37 244V243H36ZM62 244V243H61ZM71 244V243H70ZM88 244V243H87ZM142 244V243H141ZM154 244V243H153ZM259 244V243H258ZM69 245V244H68ZM83 245V244H82ZM118 245V244H117ZM163 245V244H162ZM202 245H204V244H202ZM28 246V245H27ZM74 246V245H73ZM91 246V245H90ZM146 246V245H145ZM153 246V245H152ZM171 246V245H170ZM205 246V245H204ZM220 246V247H221ZM16 247V246H15ZM57 247V246H56ZM70 247V246H69ZM89 247V246H88ZM135 247V246H134ZM175 247V246H174ZM260 247V246H259ZM1 248H3V247H1ZM1 248H0V250H1ZM8 248V247H7ZM34 248V247H33ZM93 248H95V247H93ZM131 248V247H130ZM177 248V247H176ZM183 248V247H182ZM204 248V247H203ZM19 249L20 250H22V251H24V250H26L27 248H25V244L23 243V244H21V246L19 247ZM31 249H32V247H31ZM68 249V248H67ZM90 249V248H89ZM92 249V248H91ZM102 249H103V247H102ZM105 249V248H104ZM111 249V248H110ZM223 249V248H222ZM14 250V249H13ZM97 250V249H96ZM95 250V251H96ZM107 250H109V248L107 249ZM37 251V250H36ZM53 251V250H52ZM86 251H87V249H86ZM133 251H134V249H133ZM151 251V250H150ZM262 251V250H261ZM1 252V251H0ZM15 252V251H14ZM21 252V251H20ZM38 252V251H37ZM70 252V251H69ZM126 252H128V251H126ZM146 252V251H145ZM218 252V251H217ZM16 253V252H15ZM23 253V252H22ZM155 253V252H154ZM29 254V253H28ZM68 254V253H67ZM88 254V253H87ZM104 254V253H103ZM261 254V255H260ZM260 254H255L254 255V253H253V255L255 256V258L254 259H264V251L263 252H260ZM23 255V254H22ZM44 255H46V254H44ZM117 255V254H116ZM149 255V254H148ZM239 255V254H238ZM246 255V254H245ZM252 255V256H253ZM30 256H31V254H30ZM59 255H57L56 257H58ZM128 256V255H127ZM208 256V255H207ZM209 256H210V254H209ZM233 256V255H232ZM60 257V256H59ZM58 257V258H59ZM69 257V256H68ZM124 257V256H123ZM57 258V259H58ZM99 258V257H98ZM146 258V257H145ZM160 258H161V256H160ZM209 258H211V256L209 257ZM215 258V257H214ZM233 258V257H232ZM14 259V258H13ZM16 259V258H15ZM60 259V258H59ZM65 259V258H64ZM100 259V258H99ZM102 259V258H101ZM104 259V258H103ZM151 259V258H150ZM179 260H180V258H178ZM213 259V258H212ZM218 259V258H217ZM246 259H248V258H246ZM160 261H162V260H160ZM212 261H214V260H212ZM220 261V260H219ZM236 261H238V260H236ZM262 261V260H261ZM55 262V261H54ZM69 262V261H68ZM256 262V261H255ZM254 262V263H255ZM27 263V262H26ZM34 263V262H33ZM164 263V262H163ZM262 263H264V262H262ZM162 264V263H161ZM167 264V263H166ZM257 264V263H256ZM259 264H261L260 262H259Z\"/></svg>",
	"mask_w": 264,
	"mask_h": 264
}]
</instances>
